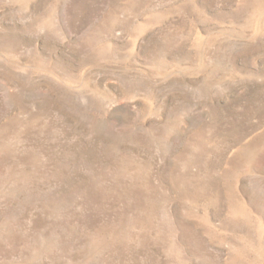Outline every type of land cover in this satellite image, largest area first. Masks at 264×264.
Segmentation results:
<instances>
[{
	"label": "rangeland",
	"instance_id": "rangeland-1",
	"mask_svg": "<svg viewBox=\"0 0 264 264\" xmlns=\"http://www.w3.org/2000/svg\"><path fill=\"white\" fill-rule=\"evenodd\" d=\"M0 264H264V0H0Z\"/></svg>",
	"mask_w": 264,
	"mask_h": 264
}]
</instances>
